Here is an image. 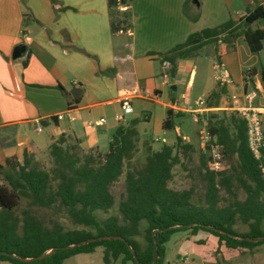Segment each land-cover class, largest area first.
Wrapping results in <instances>:
<instances>
[{
  "label": "trees",
  "instance_id": "16d2710c",
  "mask_svg": "<svg viewBox=\"0 0 264 264\" xmlns=\"http://www.w3.org/2000/svg\"><path fill=\"white\" fill-rule=\"evenodd\" d=\"M189 2L185 1L183 11L195 21L199 12H188ZM258 21H264V1L247 8L236 19L189 34L185 41L160 54L159 60L169 63L173 75L178 59L193 57L207 44L221 42L233 48L239 36H243L250 52L257 53L264 45V25L253 26ZM260 76L264 86V70ZM124 86L132 87L133 82L125 81ZM219 94L212 90L205 99L206 106L217 104ZM71 100L70 109L78 103V98ZM183 115L181 110L167 108L162 127L174 128L175 118ZM224 120L221 114L209 113L205 149L209 143L217 144L222 157L236 156V164L231 171H215L209 166V155L201 153L204 205L192 201V188L169 186L173 167L184 166L194 150L180 135L176 134L173 144L149 152L141 167L130 165L136 151V118L118 124L105 153L82 152L76 138L68 141L60 134L49 145V169L33 162L28 150L21 160L7 158L0 164V262L63 264L72 255L91 253L101 246L104 264H114L119 258L120 264L147 263L154 254L157 257L152 264H164L165 243L173 233L185 230L193 235L199 231L212 234L218 247L252 251L264 243V149L258 158L252 154L245 122L235 112L230 116L233 133ZM122 175L125 193L118 201V213L98 219L97 211L107 212L113 206L110 188ZM238 189L244 192L243 199L238 198ZM22 199L30 206L63 209L72 223L93 230L65 229L58 221L46 225L29 208L19 209ZM222 201L226 203L221 205ZM237 222L247 230L237 231Z\"/></svg>",
  "mask_w": 264,
  "mask_h": 264
},
{
  "label": "crops",
  "instance_id": "0c3cea01",
  "mask_svg": "<svg viewBox=\"0 0 264 264\" xmlns=\"http://www.w3.org/2000/svg\"><path fill=\"white\" fill-rule=\"evenodd\" d=\"M185 1L57 0L53 5L50 0H0V164L10 157L21 160L24 150L47 151L60 134L68 141L76 138L82 152L99 151L95 138L82 137L78 123L106 105L120 104L124 96L130 102L137 101L144 120L150 119L154 104L162 105L158 122L161 133L167 108L189 111L190 92H181L190 85L198 64L195 59H178L171 75L159 60L160 54L185 41L189 34L236 19L264 0H190L188 12H199L195 21L185 15ZM240 41H244L243 36L236 39L233 48L219 42L200 49H207L214 75L213 58L220 59L221 51L220 68L231 80L217 83L215 76L213 83L207 80L203 97L193 106L212 90L238 89L242 94L252 90L251 83L255 104H264L263 69L251 63L252 52L245 41L246 47ZM238 44L247 59H243ZM14 52L18 54L14 56ZM197 57L200 55L193 58ZM245 68H250L247 75L243 73ZM125 81L133 82V86L125 87ZM75 87L80 90L77 97L70 93ZM223 96L220 92L217 104L205 107L204 112L219 109ZM75 98L78 103L70 109L69 102ZM130 113L132 117L119 123L139 114L134 109ZM58 114L62 118L58 119ZM181 137L193 145L187 135ZM137 143H141L139 133L136 149ZM142 144L150 152L162 147L154 149L145 141ZM93 252L68 258L77 257L79 262Z\"/></svg>",
  "mask_w": 264,
  "mask_h": 264
},
{
  "label": "rangeland",
  "instance_id": "374dc122",
  "mask_svg": "<svg viewBox=\"0 0 264 264\" xmlns=\"http://www.w3.org/2000/svg\"><path fill=\"white\" fill-rule=\"evenodd\" d=\"M264 21H258V23H263ZM240 44L246 47L244 41H240ZM238 44V50L240 51L243 59H247V56L240 48ZM247 50V48H246ZM248 51V50H247ZM221 51L219 52L220 59L216 56L213 58V65L220 68L221 62ZM196 55L200 57L193 58ZM191 57L195 59V64H198L195 69L197 72L193 73L190 85L187 89H182L181 93L190 92V106L186 107L188 109H194V102H196L199 97H203L202 91L205 89L206 81H211L213 83L214 76L218 80L217 83L225 82V79H218L217 75H214V69L211 65L210 59L207 55V49H202L197 52V54ZM250 61L256 62L257 69L264 70V45L263 48L257 53H251ZM200 64V65H199ZM199 66V67H198ZM168 69V67H164ZM222 70V68H220ZM250 68H245L243 70L244 74H249ZM221 74V73H220ZM226 79L229 81L230 76L227 71L224 72ZM219 86H221L219 84ZM251 89H255L253 83H251ZM223 93V98L220 101V108L201 113H195L194 111L184 112L185 115L175 119L176 126L172 129H165L160 132V126L158 124L161 114L163 112V107L160 104H154L151 112V117L149 120H144L142 118L141 106L137 101L132 100L130 105L132 109L138 111L137 116V134L141 137V143H137V149L131 159V166L141 167L145 162L146 155L150 150L142 144L144 141L151 144L154 149H159L164 144H171L175 140L176 134L187 135L190 142L194 145V151L192 152V158L190 161H185L184 166L177 164L173 167V177L169 181V186L174 189H188L192 188V201L195 204L204 205V192L205 183L201 178L202 167L200 164V155L203 152L208 154L205 149V145L208 143V134L206 128V120L209 113H218L224 116V122L229 126L230 132H234V128L230 123V116L235 109L231 103V94L235 93L241 95V91L235 89L232 92L228 90H219ZM180 93V91H179ZM206 98V97H205ZM255 100V99H254ZM183 101V99H182ZM255 103V101H254ZM179 105V104H178ZM186 105V104H184ZM119 116V119L115 115ZM103 117V121H99V118ZM132 117L131 113L124 114L119 103H112L103 107L102 111L94 112L93 116L84 118L85 122L80 121L78 123V131L81 133L83 138L88 137L95 138L99 146V151L102 153L107 152L108 142L111 136L119 124V121H124ZM67 120V118L65 119ZM90 124H88V122ZM87 122V124H86ZM102 124L105 126L102 127ZM39 134H44V132H39ZM156 137V138H155ZM88 148L86 147L85 150ZM33 162L38 164L39 167L43 169H49L51 166V157L49 150L44 152H33L30 153ZM236 164V156L222 157V168L228 171L232 170V166ZM127 166H125L126 169ZM184 167H186L184 169ZM111 193L114 197L113 206L107 211H97L96 216L98 219H103L109 214H117L118 201L123 197L125 193L124 189V175L120 177L118 181L111 185ZM221 194L225 196V193L221 191ZM238 198H244V192L241 189L237 190ZM226 202H221L224 205ZM29 208L42 222L46 225H50L53 221H58L65 229L72 228H87L93 230L91 227H85L83 225H76L71 222L70 218L66 212L61 210H54L50 208L30 206L26 199H22L19 205V209ZM18 209V210H19ZM234 228L243 232L247 230V227L239 222H237ZM101 247H97L96 250L77 261V257L68 258L64 264H104L102 261ZM264 264V243L256 246L252 251L239 250L227 248L224 245L218 247L216 237L206 231H199L196 234H191L190 231H177L173 233L169 240L165 243V260L164 264ZM0 264H6V262H0ZM114 264H120V258L115 261ZM126 264H133L128 261Z\"/></svg>",
  "mask_w": 264,
  "mask_h": 264
},
{
  "label": "built area",
  "instance_id": "2783aa9c",
  "mask_svg": "<svg viewBox=\"0 0 264 264\" xmlns=\"http://www.w3.org/2000/svg\"><path fill=\"white\" fill-rule=\"evenodd\" d=\"M162 65L163 67L169 68V63L167 61H164ZM214 68L218 79L224 78L226 80L223 70L219 67ZM255 97L256 93L253 89L250 91H244L240 96L233 93L231 94V103L235 109L236 115L245 122L247 145L252 154L258 158L261 154V150L264 149V104H255ZM120 107L124 114L131 112L132 108L128 96L121 98ZM205 107H207L205 100L200 99L197 102V106L194 109H189V111L192 110L195 113H201L204 111ZM57 118H62V115L58 114ZM116 118L119 119V116L116 115ZM37 130H41V126H38ZM207 151L210 158L209 166L215 171L222 169L220 146L214 143H209Z\"/></svg>",
  "mask_w": 264,
  "mask_h": 264
},
{
  "label": "water",
  "instance_id": "95a60500",
  "mask_svg": "<svg viewBox=\"0 0 264 264\" xmlns=\"http://www.w3.org/2000/svg\"><path fill=\"white\" fill-rule=\"evenodd\" d=\"M18 54V52H14V56H16ZM79 88H73V89H71V91H70V93L72 94V96L73 97H77L78 96V94H79ZM86 241H88V240H86ZM45 255V254H44ZM44 255H40L39 257H42V256H44ZM135 256V255H134ZM156 257H157V255L156 254H154L153 255V257H152V260L151 261H149V262H147V263H139V264H152V262L156 259ZM135 260H136V258H135ZM137 261V260H136Z\"/></svg>",
  "mask_w": 264,
  "mask_h": 264
}]
</instances>
